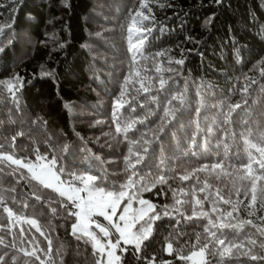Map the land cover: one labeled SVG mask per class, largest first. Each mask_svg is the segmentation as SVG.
I'll use <instances>...</instances> for the list:
<instances>
[{
    "label": "trees",
    "instance_id": "obj_1",
    "mask_svg": "<svg viewBox=\"0 0 264 264\" xmlns=\"http://www.w3.org/2000/svg\"><path fill=\"white\" fill-rule=\"evenodd\" d=\"M147 3L154 20L136 24L151 31L134 52L127 29L136 11L148 14L140 9V0H0V81L18 76L23 82L15 98L0 86V153L27 158V163L36 161L39 150L49 160L56 157L57 168L64 167L62 180H70L72 173L96 175L102 178L96 182L98 188L118 192L131 175L125 162L129 141H139L133 151L143 154V141L158 135L136 166L134 187L127 191L135 194V209L144 199L156 205L160 218L152 224L139 254H134V246L121 243L128 251L121 254L117 249V255H122V264H148L153 258L154 264H190L179 256L208 243V264H221L218 255L210 254L217 249L205 231L208 219L186 217L192 215L193 193L203 201L204 211L213 206L230 211V205L217 201L219 190L225 198L231 196L239 211L220 220H216L219 213L210 212L217 224L251 219L264 228V208L258 200L249 209L250 196L243 195L248 182L239 179L243 175L239 169L249 162L250 145L264 141V0ZM135 42L133 34L131 43ZM181 59L183 64L177 65L175 61ZM157 67L162 70L157 72ZM161 78L166 82L163 88ZM140 81L149 87L148 93ZM179 94L186 96L183 105L172 100ZM117 100L124 105L118 113L121 126L145 121L137 123L127 139L116 132ZM237 104L241 107L226 119ZM165 107L177 109L175 119H162ZM217 163L224 168L213 171L211 166ZM204 166H208L205 171L181 179ZM0 169V237L5 244L39 249L37 256L45 264H96L102 259L88 237L78 239L72 234L76 217L69 215L72 209L66 197L33 180L25 168L3 161ZM161 176L163 183L157 182ZM205 182L210 187L200 192ZM181 190L187 195H181ZM177 199L185 201L183 206L175 204ZM125 204L126 198L120 209ZM4 205L21 219L10 222ZM165 206L170 215L163 214ZM94 219L108 226L103 217ZM26 220H35L39 231ZM212 231L226 243L245 244V250L252 247L253 254L264 255L260 248L264 236L252 225ZM115 237L118 234L112 232L113 241ZM197 238L199 245L193 249ZM249 240L256 245L248 244ZM169 242L171 254L166 251ZM0 250L15 251L2 246ZM18 255V264H40L35 257ZM223 264L257 262L238 250Z\"/></svg>",
    "mask_w": 264,
    "mask_h": 264
},
{
    "label": "snow or ice",
    "instance_id": "obj_2",
    "mask_svg": "<svg viewBox=\"0 0 264 264\" xmlns=\"http://www.w3.org/2000/svg\"><path fill=\"white\" fill-rule=\"evenodd\" d=\"M216 3H221L222 0H215ZM65 6L68 4L65 2ZM140 9H146L147 15L144 11H136L132 18L131 24L129 25L127 31L129 36V42L131 44L132 50L138 51L139 48L143 45L144 41L147 39V33L151 31V28L148 27H136V24L143 21H152L154 20V16H152V9L149 7L147 0H140ZM208 23H211V18ZM10 27V25L8 26ZM2 31V29H0ZM133 34L136 35V42L131 43ZM0 51H3L0 48ZM161 55V54H158ZM183 60H177L175 63L177 65L183 64ZM162 69L160 67L156 68L157 72H160ZM167 71H173L171 68H168ZM264 74V72H262ZM42 75L49 76L52 75L49 72H43ZM139 75V73H137ZM164 79L159 80L160 88H163L165 85ZM255 83V81H253ZM22 78L13 77L11 80L0 81V86L3 87L13 98L16 97V93L22 87ZM140 87L145 92L148 93L150 91L149 87H145L144 83L140 81ZM247 87L244 89L246 92ZM172 100H178L181 105H183L186 101V96L184 94H179L174 96ZM172 101H169L171 104ZM123 104L120 103L119 100L116 102V106L113 111V116L116 120V132L123 133L125 135V139H127V133L134 129L137 123L143 124L145 121L141 120H132L130 122H126L123 126H121L119 120V110L123 108ZM239 104L233 106L229 109V112L226 116V119H229L232 112H234L237 108H240ZM177 109L165 107L164 108V117L162 119L165 122L176 118ZM199 125L197 124V128ZM165 130L164 126L159 128V132L163 133ZM17 135H22V133H18ZM13 141H15L16 137L14 136ZM159 136H153L148 140L143 141V154L141 152H134L133 147L139 141H129L130 147L128 149V155L125 157V162L127 164V169L131 171V175L129 176L128 182L121 186V190L116 191H105L104 188H98L96 186V182L98 179H102L96 175H86L76 173L71 174V179L68 181H64L61 179V176L64 174L65 169L61 165L57 168V158L53 157L52 159H48L46 155H41L39 150L36 151V161L35 162H25V159H16L13 155H4L0 153V162L7 161L12 165H16L19 168H25L31 174V178L33 180L38 181L45 188H51L53 191H56L62 197H66L67 200L74 206L75 210H70L69 215L76 217V223L72 225V234L77 236L78 239L82 237H88L93 242L94 249L101 254L102 259L97 260L96 264H122V255H117L116 250L119 249L120 253L123 254L128 251L127 247H121V243L125 246L132 245L135 248L134 254H139L141 252V246L145 240L149 238L152 232V224L155 220L160 218V214L156 212V205L151 204L149 201L144 199H139L138 203L140 205L139 209H133L132 203L135 199L134 193H129L127 191L128 188L134 187V181L132 180L133 176H136L137 173L135 171L136 166L141 164L144 160V157L148 154L149 148L153 141H158ZM264 141H261L260 144H251L250 145V155L249 162L243 166L239 171L243 172V175L239 177L242 181H247V186L244 187L243 195L247 198L250 196L248 207L249 209L255 208L258 200L261 204V207L264 208ZM225 149L227 150V145H225ZM64 151H67V146H65ZM258 154V155H257ZM134 161V162H133ZM208 166H204V168L194 170L193 173L188 175H184L181 177L182 180H189L192 175L197 171H205ZM224 168L223 164L217 163L211 166L213 171L218 169L222 170ZM2 170V169H0ZM225 175H231L230 173H225ZM219 179V177H217ZM139 179V177H138ZM159 183L165 182V178L163 176L158 178ZM153 187L155 184L152 185ZM205 182V186L199 189L200 192H205L207 188H209ZM145 191L151 190L150 188L145 187ZM83 194V195H82ZM175 195V193H174ZM181 195H187V193L181 190ZM235 195L239 197L241 195V189L237 188L235 190ZM216 199L219 202H222L225 205H230L231 210L222 212L216 206L211 207L209 211L203 210V201L200 199H195V193H193L194 202L192 203V215L187 216L186 219L191 220L193 217H204L208 219V227L205 228V231L209 233L212 237V243L214 247L217 249L215 252H211V255H218L220 257L221 264H223L224 260L231 259L235 251H241L243 256H246L250 261L257 262V264H264V255H256L253 254V248L248 247L245 250V244H229L226 243L225 240L219 239L217 237L216 232L212 231V229L223 228H243L246 224L252 225L257 229V232L264 236V228L257 227L251 219L246 221H239L235 224L233 223H219L213 220L210 212L212 214L219 215L216 216V220H220L222 217L231 218L233 217V213L239 211V209L233 205L231 196L229 198H225V196L221 195L220 191L217 190L215 193ZM127 199V204L124 205L122 210L119 211L120 205L122 201ZM36 199L39 200L40 196H36ZM209 197L205 196L204 200H208ZM185 201L177 199L175 201L176 205L183 206ZM237 203H241V201L237 200ZM0 204H3V199L0 198ZM27 207V205H25ZM200 208V211L197 212V208ZM4 212L7 213L9 221L14 223L21 219L16 216V213L12 208L4 205ZM175 212H180L179 207H175ZM55 211V210H53ZM164 215H170L167 211V206H165ZM250 215H253L250 211ZM183 215V213H181ZM100 216L103 217L105 221H107L108 226H105L101 223H98L94 217ZM115 218V219H114ZM147 218V219H146ZM264 219V218H262ZM26 223H30L33 226L37 227L39 231V227L35 220H26ZM142 222V223H141ZM137 224H141V227L133 231L136 228ZM3 225H0L2 227ZM95 227L99 230V232L103 235V237L109 238L106 243H103L96 235L92 228ZM112 230L115 233H118V237L115 239V242L112 240ZM21 233H23V229H21ZM80 234V235H77ZM43 235V233H41ZM248 244L255 246V240H249ZM199 245V238H197V244L193 245V249H197ZM0 246L3 248H11L15 249V251H3L0 250V264H18L20 261L19 253H22L24 257H35L36 260H40V257L37 256V251L39 249L33 248L31 251L26 250L25 248H16V245L13 243L12 245H7L4 242L3 237H0ZM51 247V241H49V248ZM260 248L264 249V243L260 244ZM166 251L171 254L173 249V244L169 242L167 244ZM209 254V245L208 243L203 244V246H199L198 250H193L188 255H180L179 259L188 261L190 264H208L207 256ZM137 259H140V256L137 255ZM40 264H45V261L40 260ZM148 264H154L153 260H149Z\"/></svg>",
    "mask_w": 264,
    "mask_h": 264
},
{
    "label": "rangeland",
    "instance_id": "obj_3",
    "mask_svg": "<svg viewBox=\"0 0 264 264\" xmlns=\"http://www.w3.org/2000/svg\"><path fill=\"white\" fill-rule=\"evenodd\" d=\"M83 195V194H82ZM124 207V206H123ZM122 207V208H123ZM71 208V207H70ZM122 208L120 209V210H122ZM132 208L133 209H135L134 208V206L132 205ZM140 207H138L137 209H139ZM72 209V208H71ZM120 210H118V215H119V211ZM115 219V218H114ZM108 225V224H107ZM137 225H139V224H137ZM137 225H136V227H137ZM92 231H94L95 233H96V235H97V237L103 242V243H106V241L109 239V238H107V237H103V235L99 232V230L98 229H96L95 227H93L92 228ZM133 231H134V229H133ZM112 232H114L115 233V231L114 230H112ZM118 234V233H117ZM116 238V237H115ZM113 242H115V240L113 241Z\"/></svg>",
    "mask_w": 264,
    "mask_h": 264
},
{
    "label": "built area",
    "instance_id": "obj_4",
    "mask_svg": "<svg viewBox=\"0 0 264 264\" xmlns=\"http://www.w3.org/2000/svg\"><path fill=\"white\" fill-rule=\"evenodd\" d=\"M70 207H71L73 210H75V209H74V206H73L71 203H70Z\"/></svg>",
    "mask_w": 264,
    "mask_h": 264
},
{
    "label": "water",
    "instance_id": "obj_5",
    "mask_svg": "<svg viewBox=\"0 0 264 264\" xmlns=\"http://www.w3.org/2000/svg\"><path fill=\"white\" fill-rule=\"evenodd\" d=\"M190 254V253H189Z\"/></svg>",
    "mask_w": 264,
    "mask_h": 264
}]
</instances>
